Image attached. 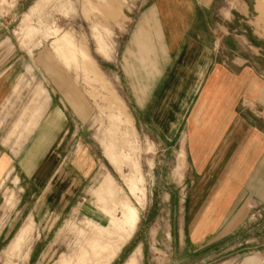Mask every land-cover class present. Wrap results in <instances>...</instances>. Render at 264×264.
Wrapping results in <instances>:
<instances>
[{
	"label": "rangeland",
	"instance_id": "rangeland-1",
	"mask_svg": "<svg viewBox=\"0 0 264 264\" xmlns=\"http://www.w3.org/2000/svg\"><path fill=\"white\" fill-rule=\"evenodd\" d=\"M153 2L0 0L2 144L13 141L12 152L20 153L31 136L25 126L35 127L49 94L48 106H59L70 126L59 160L76 179L60 201L25 189L19 171L10 170L0 187V264H122L133 250L123 264H174L167 237L186 198V156L179 140L161 143L147 131L136 113L146 89L131 79L136 56L149 63L160 44ZM189 32L215 50V61L261 54L264 0H215ZM80 160L87 161L82 172L73 165ZM263 217L247 214L234 234L259 231L262 238L249 245L264 243ZM228 247L215 256L207 249L194 264L223 262L241 241Z\"/></svg>",
	"mask_w": 264,
	"mask_h": 264
},
{
	"label": "crops",
	"instance_id": "crops-1",
	"mask_svg": "<svg viewBox=\"0 0 264 264\" xmlns=\"http://www.w3.org/2000/svg\"><path fill=\"white\" fill-rule=\"evenodd\" d=\"M214 1L154 0L160 44L149 51V63L141 64V56H136L137 75L131 79L138 78L136 84L146 89L136 113H142L147 131L157 134L159 142L177 139L184 148L189 183L167 237L175 245L174 264H194L207 249L214 256L216 249L226 252L228 242L237 240L242 247L216 264H264V243L249 245L262 233L234 234L247 214L264 215V52L237 55L226 64L215 61L211 46L190 36L198 11H209ZM6 83L0 82V104ZM49 100L48 94V109L35 127L25 126L26 137L31 136L20 153L12 152L13 141L2 144L6 135L0 138V187L10 170H18L25 189L61 201L69 195L64 190L70 191L76 181L57 150L70 126L63 110L53 102L48 106ZM86 163L73 165L82 172ZM108 176L102 175L101 183Z\"/></svg>",
	"mask_w": 264,
	"mask_h": 264
}]
</instances>
